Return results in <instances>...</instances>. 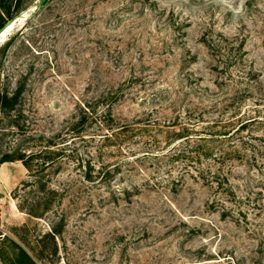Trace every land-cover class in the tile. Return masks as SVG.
I'll return each mask as SVG.
<instances>
[{"label":"rangeland","instance_id":"374dc122","mask_svg":"<svg viewBox=\"0 0 264 264\" xmlns=\"http://www.w3.org/2000/svg\"><path fill=\"white\" fill-rule=\"evenodd\" d=\"M19 2L15 15L24 18L0 43V91L23 89L0 107V155L41 146L80 101L108 90L122 92L112 112L133 128L120 144L81 143L78 155L95 168L117 163L114 179L93 186L70 160L68 192L42 217L16 206L23 163H1L0 254L15 256L18 243L35 264H254L264 236V140L255 139V159L231 165L230 181L248 198L224 215L212 204L214 186L185 158L151 152L165 151L170 123L189 116L239 114L264 136V0ZM0 264L11 263L0 256Z\"/></svg>","mask_w":264,"mask_h":264},{"label":"trees","instance_id":"16d2710c","mask_svg":"<svg viewBox=\"0 0 264 264\" xmlns=\"http://www.w3.org/2000/svg\"><path fill=\"white\" fill-rule=\"evenodd\" d=\"M0 8V25H2L6 19L14 16L22 5L19 0L15 2L0 0ZM225 68L228 69V66L226 65ZM22 89L21 84H18L10 95L6 91H0V107H12ZM121 94L118 89L108 90L101 92L92 100L80 101L74 119L46 137L45 143L41 146L21 149L20 145H17L0 155V164L20 160L27 170L28 177L15 187L13 193L19 210L42 217L48 211L60 206L72 178L68 175L64 176L63 173L68 162L73 159L77 166H84L81 174L84 182L100 186L114 179L116 174L114 167L117 163L101 161L95 168L90 158L83 159L78 155V146L88 138L95 137L103 141V144L111 142L120 144L123 141V136L120 135L130 131L133 125L119 120L112 112V105ZM14 121L18 125L17 118L11 120ZM247 122L248 120L241 119L239 114H228L208 120L184 117L178 122L170 123L172 127L167 131V137H170L168 141L172 144L166 147L165 151L158 153L146 149L145 152L167 155L171 162L185 158L191 173L195 171V176L202 177L205 182L214 186L216 198L212 204L221 207L224 215L234 207L241 210L243 199L248 198L245 194L248 190L241 193L230 181L231 165L238 158L255 159L261 148V146L256 147L255 139L264 140V136H259L248 129ZM152 141L156 146L157 140L152 139ZM15 246L18 247L16 252L13 251L15 256L4 255V251H1L0 256L3 260L7 258L11 264L36 263L35 258L24 247L18 243ZM256 252L259 257L254 264H261L264 256V236L260 239Z\"/></svg>","mask_w":264,"mask_h":264},{"label":"water","instance_id":"95a60500","mask_svg":"<svg viewBox=\"0 0 264 264\" xmlns=\"http://www.w3.org/2000/svg\"><path fill=\"white\" fill-rule=\"evenodd\" d=\"M46 0H37L36 2V7H41L45 4ZM19 15H15L12 16L8 19L5 20V22L0 25V39H1V34L8 28V26L15 20L18 18ZM22 16H24V14H22Z\"/></svg>","mask_w":264,"mask_h":264},{"label":"bare ground","instance_id":"6f19581e","mask_svg":"<svg viewBox=\"0 0 264 264\" xmlns=\"http://www.w3.org/2000/svg\"><path fill=\"white\" fill-rule=\"evenodd\" d=\"M33 6H34V5H33ZM25 11H26V10L22 11V13H26ZM29 11H31V10H29ZM28 13H29V12H28ZM29 14H30V13H29ZM24 15H25V14H24ZM23 18H24V17H22L21 15L18 16V18L15 19V20H14V21L8 26V28H7V29L1 34L0 43L6 40V36L10 33V31H11L12 29L15 28V25H16L17 21L20 22V20L23 19ZM23 21H24V20H23ZM19 22H18V23H19Z\"/></svg>","mask_w":264,"mask_h":264}]
</instances>
